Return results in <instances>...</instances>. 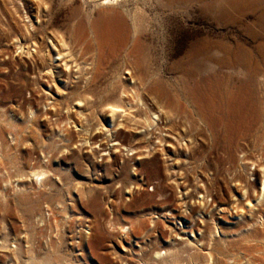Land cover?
I'll list each match as a JSON object with an SVG mask.
<instances>
[{"label":"rangeland","instance_id":"1","mask_svg":"<svg viewBox=\"0 0 264 264\" xmlns=\"http://www.w3.org/2000/svg\"><path fill=\"white\" fill-rule=\"evenodd\" d=\"M105 1L0 0V264H264V0Z\"/></svg>","mask_w":264,"mask_h":264},{"label":"bare ground","instance_id":"2","mask_svg":"<svg viewBox=\"0 0 264 264\" xmlns=\"http://www.w3.org/2000/svg\"><path fill=\"white\" fill-rule=\"evenodd\" d=\"M108 1L109 0H107V1H105V2H103V3H108ZM118 1V0H117ZM187 0H170V1H168L167 2V4H166V7H168V8H170L173 4H174V2H177L178 4H181V3H183V2H186ZM200 1L201 0H193V3H195L196 5H199V3H200ZM99 3H101V2H99ZM195 48H197V50H198V45L197 44H195ZM237 64V63H236ZM235 63H234V65H236ZM195 67V66H194ZM127 94V93H126ZM125 94V95H126ZM218 99V98H217ZM223 100V99H222ZM107 107H108V111L111 113V115H117L116 113H118V112H123V110L121 109V107H117V106H114V105H107ZM221 107V106H220ZM124 113V112H123ZM126 113V112H125ZM124 113V114H125ZM119 114V113H118ZM114 116V117H115ZM42 174H44V173H41L40 175H38V174H36L35 175V173H34V176L37 178H39ZM47 175V174H46ZM44 176V175H43ZM210 255V254H209ZM210 257H211V255H210Z\"/></svg>","mask_w":264,"mask_h":264}]
</instances>
